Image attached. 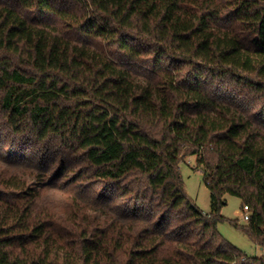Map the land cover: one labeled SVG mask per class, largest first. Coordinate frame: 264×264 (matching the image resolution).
I'll use <instances>...</instances> for the list:
<instances>
[{
	"label": "trees",
	"instance_id": "16d2710c",
	"mask_svg": "<svg viewBox=\"0 0 264 264\" xmlns=\"http://www.w3.org/2000/svg\"><path fill=\"white\" fill-rule=\"evenodd\" d=\"M226 195L264 248V0H0V264H264Z\"/></svg>",
	"mask_w": 264,
	"mask_h": 264
},
{
	"label": "rangeland",
	"instance_id": "374dc122",
	"mask_svg": "<svg viewBox=\"0 0 264 264\" xmlns=\"http://www.w3.org/2000/svg\"><path fill=\"white\" fill-rule=\"evenodd\" d=\"M181 171L187 194L196 202L200 209L204 212H210L211 193L204 180L203 168L197 166L195 157H188L183 161L181 163ZM225 200V204L221 207V215L226 219L219 222V232L229 243L248 256L264 259V248L254 244L240 228L241 225L247 223L243 218L242 200L232 195H226ZM230 220H238L239 226H235Z\"/></svg>",
	"mask_w": 264,
	"mask_h": 264
},
{
	"label": "built area",
	"instance_id": "2783aa9c",
	"mask_svg": "<svg viewBox=\"0 0 264 264\" xmlns=\"http://www.w3.org/2000/svg\"><path fill=\"white\" fill-rule=\"evenodd\" d=\"M243 210H244L243 218H244V220H248L249 219V207L247 205H245Z\"/></svg>",
	"mask_w": 264,
	"mask_h": 264
}]
</instances>
